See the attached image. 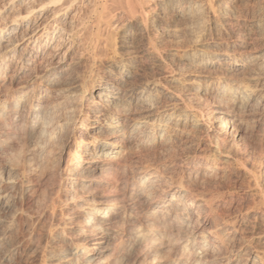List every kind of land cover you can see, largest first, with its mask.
<instances>
[{"label": "bare ground", "instance_id": "obj_1", "mask_svg": "<svg viewBox=\"0 0 264 264\" xmlns=\"http://www.w3.org/2000/svg\"><path fill=\"white\" fill-rule=\"evenodd\" d=\"M0 209L31 264H264V0H0Z\"/></svg>", "mask_w": 264, "mask_h": 264}, {"label": "rangeland", "instance_id": "obj_2", "mask_svg": "<svg viewBox=\"0 0 264 264\" xmlns=\"http://www.w3.org/2000/svg\"><path fill=\"white\" fill-rule=\"evenodd\" d=\"M227 1V0H224ZM248 1V0H247ZM29 204L24 203L23 207L25 209H29ZM7 210V211H6ZM5 212V213H4ZM12 212L8 209H0V223H6L12 221ZM7 214V215H6ZM11 214V215H9ZM9 216V217H8ZM9 218V219H8ZM11 218V219H10ZM10 220V221H9ZM16 226H15V223ZM13 227L10 232L7 233V245L6 249L11 250L16 255V259L14 260L13 264H18L22 260L24 261L23 264H31L33 262L31 256H27V251L26 248L28 247V241H26V236H27V227L23 224L18 223L17 221H12ZM22 225V226H21ZM24 227V228H23ZM23 229V230H22ZM22 232V233H21ZM10 234V235H9ZM20 236V237H19ZM18 237V238H17ZM24 237V238H23ZM17 238V239H16ZM9 239V240H8ZM11 239V240H10ZM25 241V242H24ZM14 242V243H13ZM19 242V243H18ZM22 244V245H21ZM21 245V247H20ZM18 246V247H17ZM24 246V248H23ZM11 247V248H10ZM18 248V249H17ZM24 249V250H22ZM28 250V248H27ZM18 251V252H17ZM18 254V255H17ZM23 256H22V255ZM20 255V256H19ZM22 257V258H21ZM19 258V259H18ZM21 258V259H20ZM27 258V259H26ZM17 261V262H16Z\"/></svg>", "mask_w": 264, "mask_h": 264}]
</instances>
